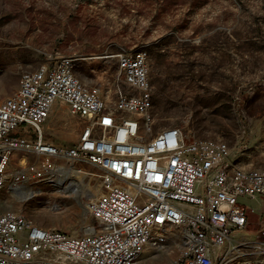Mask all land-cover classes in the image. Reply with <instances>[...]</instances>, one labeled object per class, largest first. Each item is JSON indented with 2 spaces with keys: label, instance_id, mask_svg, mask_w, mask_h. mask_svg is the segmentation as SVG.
<instances>
[{
  "label": "rangeland",
  "instance_id": "1",
  "mask_svg": "<svg viewBox=\"0 0 264 264\" xmlns=\"http://www.w3.org/2000/svg\"><path fill=\"white\" fill-rule=\"evenodd\" d=\"M120 48L145 52L153 132L178 126L191 139H219L236 163L264 169V0H0V101L48 55L76 54L96 57L77 62L70 56L72 71L111 103L116 64L99 57ZM82 126L55 103L43 136L73 145ZM22 156L36 162L31 152H13L0 212L22 213L32 224L69 233L92 222L87 208L104 191L101 169L79 159L68 165L70 177L60 186L40 174L20 194L10 188L14 172L25 168ZM247 203L257 206L241 234L250 238L264 223V203ZM178 253L166 240L158 249L147 247L140 264H172Z\"/></svg>",
  "mask_w": 264,
  "mask_h": 264
},
{
  "label": "built area",
  "instance_id": "2",
  "mask_svg": "<svg viewBox=\"0 0 264 264\" xmlns=\"http://www.w3.org/2000/svg\"><path fill=\"white\" fill-rule=\"evenodd\" d=\"M130 50L99 57L116 64L118 97L111 103L99 105L95 92L78 93L64 81L68 57L77 56V62L96 58L76 54L48 55L45 74L27 77L10 102L0 103V180L9 175L13 152L24 150L36 162L29 164L22 156L25 168L14 172L13 187L40 174L57 175L79 159L103 171L104 186L99 200L89 199L92 222L78 233L32 227L22 213L0 221V264H138L131 262V253L140 246L137 236L148 234L150 242L151 223H159L161 230L179 237V246H186L179 264H264V223L252 237L241 235L253 210L247 201L264 203V169L234 165L224 141V152L212 149V141L219 139H191L176 126L157 136L151 115L143 120L146 137H137L131 107L148 97L151 108V85L145 52L129 58ZM126 65H133V72H126ZM129 82L141 83L145 95L131 91ZM119 83L127 89L121 91ZM55 103L83 120L73 145L43 136ZM56 160H64V167H56ZM223 164H231V171H223ZM94 215H101L102 229L94 228ZM185 234H192V241H185Z\"/></svg>",
  "mask_w": 264,
  "mask_h": 264
},
{
  "label": "bare ground",
  "instance_id": "3",
  "mask_svg": "<svg viewBox=\"0 0 264 264\" xmlns=\"http://www.w3.org/2000/svg\"><path fill=\"white\" fill-rule=\"evenodd\" d=\"M141 55V50H132L129 51V58H138ZM75 58H67L66 61V69H64V81L69 82L71 87H76L78 93H88V92H95L97 95V102L99 105H106L104 98L95 89L87 88L84 83L74 75L72 69L74 65ZM126 72H133V65H126ZM45 74V64L40 66L38 69L30 72H24L21 75L18 88L8 97L1 100L0 103H8L11 101V96H16L19 91L20 86L27 82V77L29 79H38L39 76H43ZM129 89L131 91L137 92V95H145V88L141 87V83L139 82H129ZM118 97V90H115ZM139 108V109H138ZM142 109V110H140ZM131 116L133 117V128H135V133L137 137H146V129L143 126V120H150L149 114V103L148 97H140L138 99V107H131ZM176 128H181L176 126ZM157 136H165V128H162L157 131ZM207 140H215V139H207ZM212 149L216 150L217 152H224V143L223 141H212ZM234 165H239L234 161ZM56 167H64V160H56ZM223 171H231V164H223ZM48 175L47 179L51 183H55L59 185L57 182L62 178L66 181L69 179V169L68 167L59 170L56 174H43ZM5 179L0 180V189L4 186ZM26 185L25 182L21 186H16L10 189H15L22 194V190L25 188L23 187ZM60 186V185H59ZM70 186V185H69ZM77 188V187H76ZM25 197V195H24ZM21 216L19 213H15L13 211H4L0 212V221H12L13 219H18ZM24 220L27 224L31 225L32 227H41L35 224H32L27 218L24 216ZM93 225L95 229H102V220L101 215H94L93 217ZM51 230H58L52 229ZM151 231L150 232V242L148 234H141L137 236V244L140 245L137 248V251H133L131 253V262H138L140 264L141 256L147 247L151 248H160L158 247V243L163 245L164 241L170 240L175 243V245L179 248V253L176 258L173 260L172 264H179L180 257L186 255V246H179V237L172 236V233L169 230H161V225L159 223H151ZM185 241H192V234H185Z\"/></svg>",
  "mask_w": 264,
  "mask_h": 264
},
{
  "label": "crops",
  "instance_id": "4",
  "mask_svg": "<svg viewBox=\"0 0 264 264\" xmlns=\"http://www.w3.org/2000/svg\"><path fill=\"white\" fill-rule=\"evenodd\" d=\"M255 208H257V206H253V205H252V209L254 210Z\"/></svg>",
  "mask_w": 264,
  "mask_h": 264
}]
</instances>
